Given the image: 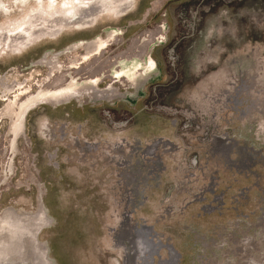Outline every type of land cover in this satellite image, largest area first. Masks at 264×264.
I'll return each mask as SVG.
<instances>
[{
	"label": "rangeland",
	"instance_id": "rangeland-1",
	"mask_svg": "<svg viewBox=\"0 0 264 264\" xmlns=\"http://www.w3.org/2000/svg\"><path fill=\"white\" fill-rule=\"evenodd\" d=\"M1 24L0 264H264V0H0ZM18 84L74 95L12 123Z\"/></svg>",
	"mask_w": 264,
	"mask_h": 264
},
{
	"label": "flooded vegetation",
	"instance_id": "flooded-vegetation-1",
	"mask_svg": "<svg viewBox=\"0 0 264 264\" xmlns=\"http://www.w3.org/2000/svg\"><path fill=\"white\" fill-rule=\"evenodd\" d=\"M100 5H103V6H102L101 9L98 10V14H102L103 12H105L107 10L110 11L107 3H100ZM82 6H83L82 3H79L78 10L80 8H82ZM72 9L76 10V7H73L71 9H69V10L71 11ZM44 10H46V9H44ZM127 10H128V7L123 9V10H121V11L112 12V13H114V14L118 13L119 14L120 12L123 13V12H126ZM42 12H44L43 14L46 16V19H50L49 14H48L49 12L48 13H46V11H42ZM76 12H77V10H76ZM72 14H73V12H72ZM80 23H81L80 24L81 27L82 26H87V24H83L84 20L82 22H80ZM91 24H94V21L92 23H90L89 25H91ZM72 25L74 26V24H72ZM7 27H8L7 29L9 30V32L12 33V36L10 38L11 44L8 43V46H10L11 49L12 48L14 49L16 47L18 48V47H22V46L23 47H28L29 46L28 45L29 42L27 43V41H25V42L22 41L21 45H19L18 42L12 43V41H19L21 38L22 39H25V38L27 39V37L31 36L30 34L27 35L28 34L27 32H29V28H28V30H26L25 27L21 26V24H19L17 26L13 25L12 27H10V26H7ZM13 27L14 28H19V30L16 31V32H13L14 31L13 30L11 32L10 29L13 28ZM53 28H55V26ZM4 30H5L4 29V25L0 26V47L2 46L3 42L5 41V40H3L4 37L2 35ZM53 32H59V29L56 28V30H54ZM111 36H112V32H109V38ZM14 38H15V40H13ZM106 43H107V40L103 39V38H100V37L95 39V40H93V41H91V42H89L88 46H87V55L86 56H90L91 54L100 52L105 47ZM139 67H142L144 72H147V70H149V68L145 69V67L142 66L141 62H137V61L133 60L132 62H129V64H126V63L123 62L122 67L120 69L113 70V76L118 78V79H121L123 77H127L129 80H132V81H134L136 83L139 80V77L144 75V72L143 73H142V71L138 72L137 69H139ZM70 79H75L76 82L80 81V80H77L74 76L73 77L70 76ZM96 83H97V80L84 79V81L82 83V86L81 85L80 86H81V89H84L85 86L93 88V85L95 86ZM61 89H62V87L56 88V89L53 90V92H51V94H47L45 96L39 97V96H34V95L30 96V94H29L30 93V87L29 86H26V85L25 86H21L19 84L18 85H14V87H12L11 89L5 90V92H4V95H3L4 96V100L5 101H9V102L5 105L2 114H3L4 117L12 119V121H11L12 123H17L21 119V117L28 111V109L32 108V106L34 104H38L39 102H43V101L46 102V101H49V100L52 101V102L54 101L56 103H60L66 97H70V96L72 97L74 95L73 91L68 92V93H65V92L61 93V91H60ZM78 89L77 90L80 91V87ZM17 91L19 93L15 95V99L13 100V97L11 95L14 92L16 93ZM19 95H24L25 98L23 100H21ZM78 96H81V94H79Z\"/></svg>",
	"mask_w": 264,
	"mask_h": 264
},
{
	"label": "bare ground",
	"instance_id": "bare-ground-1",
	"mask_svg": "<svg viewBox=\"0 0 264 264\" xmlns=\"http://www.w3.org/2000/svg\"><path fill=\"white\" fill-rule=\"evenodd\" d=\"M98 4H100V3H98ZM84 7H86V6H82V8H84ZM97 7H100V5H98ZM99 10V9H98ZM98 10H97V12H98ZM44 12H42V13H39L40 15H42V16H44V18H46V16L43 14ZM98 14V13H97ZM32 15H36L35 13H33ZM31 15H29L28 17H30ZM37 16V15H36ZM35 16V17H36ZM31 18V17H30ZM34 18V17H33ZM43 18V17H42ZM48 18V17H47ZM26 19H28L27 17H26ZM28 20H32V18L31 19H28ZM26 22V21H25ZM31 23V22H30ZM13 24H14V22H13ZM34 24V22L33 23H31V25H33ZM35 25V24H34ZM0 26H3L2 24L0 25ZM21 26H22V24H21ZM14 28V27H13ZM13 28H11L10 30H14ZM16 29V28H15ZM17 30H14L13 32H16ZM22 39V38H21ZM89 43V42H88ZM29 44V43H28ZM72 46H76V45H72ZM73 47V48H74ZM70 48V47H69ZM16 249V248H15ZM40 249V248H39ZM35 255V254H34Z\"/></svg>",
	"mask_w": 264,
	"mask_h": 264
}]
</instances>
